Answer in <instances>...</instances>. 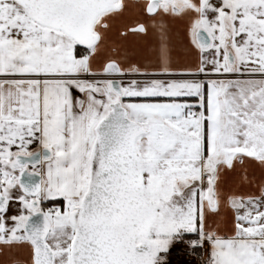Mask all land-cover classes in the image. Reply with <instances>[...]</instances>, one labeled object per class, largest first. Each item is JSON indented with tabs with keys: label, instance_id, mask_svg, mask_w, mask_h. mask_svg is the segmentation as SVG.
<instances>
[{
	"label": "snow or ice",
	"instance_id": "snow-or-ice-1",
	"mask_svg": "<svg viewBox=\"0 0 264 264\" xmlns=\"http://www.w3.org/2000/svg\"><path fill=\"white\" fill-rule=\"evenodd\" d=\"M177 245L264 264V0H0V264Z\"/></svg>",
	"mask_w": 264,
	"mask_h": 264
},
{
	"label": "built area",
	"instance_id": "built-area-1",
	"mask_svg": "<svg viewBox=\"0 0 264 264\" xmlns=\"http://www.w3.org/2000/svg\"><path fill=\"white\" fill-rule=\"evenodd\" d=\"M203 255L206 257L207 253L204 252ZM182 257L184 258V264H202L200 255H193L183 245H177L173 251V258L178 260V258Z\"/></svg>",
	"mask_w": 264,
	"mask_h": 264
},
{
	"label": "rangeland",
	"instance_id": "rangeland-1",
	"mask_svg": "<svg viewBox=\"0 0 264 264\" xmlns=\"http://www.w3.org/2000/svg\"><path fill=\"white\" fill-rule=\"evenodd\" d=\"M176 249V247L173 249V250H171V254H170V256H169V264H184V258L182 257V258H178V260H175L174 258H173V251ZM197 264V263H196Z\"/></svg>",
	"mask_w": 264,
	"mask_h": 264
}]
</instances>
